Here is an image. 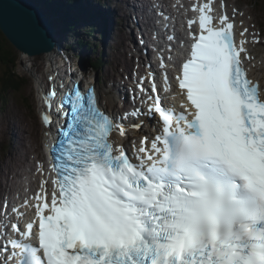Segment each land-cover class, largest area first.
Returning <instances> with one entry per match:
<instances>
[{
	"label": "snow or ice",
	"instance_id": "6c2138e0",
	"mask_svg": "<svg viewBox=\"0 0 264 264\" xmlns=\"http://www.w3.org/2000/svg\"><path fill=\"white\" fill-rule=\"evenodd\" d=\"M226 7L190 6L191 43L175 77L183 111L165 105L155 73L140 77L159 129L133 144L134 158L119 141L141 127L123 123L140 108L116 118L91 87L63 93L50 200L42 179L21 205L31 218L12 207L11 236L0 223V264H264V84L248 75V29ZM162 78L172 91L166 71ZM55 96H44L48 127Z\"/></svg>",
	"mask_w": 264,
	"mask_h": 264
},
{
	"label": "rangeland",
	"instance_id": "374dc122",
	"mask_svg": "<svg viewBox=\"0 0 264 264\" xmlns=\"http://www.w3.org/2000/svg\"><path fill=\"white\" fill-rule=\"evenodd\" d=\"M71 1L76 2L75 0ZM228 1L231 4L232 8L236 6L241 9V13L239 16L240 18H242L241 21H243V25L241 27L245 26L250 28L249 32L253 35L251 41H254V43L250 47L253 50L251 56L255 57L254 54L258 55V62L251 63V66L261 64V67L264 68V0ZM95 7L96 4L92 6V9H94ZM96 10H99V12H102V14L106 12L104 11V8ZM43 12L44 15H47V11L43 10ZM99 18L100 16L95 17V19L93 20L91 25L93 26L92 29H96L95 25L99 29L102 26L101 22L98 21ZM99 20L104 21L105 23L108 22L104 19L103 16L102 19ZM96 21L99 26L95 24ZM117 21V23H121L122 20ZM111 24L114 23L110 22V25ZM129 24L131 25L132 23L130 22ZM52 25H55L57 27L56 24ZM108 25L109 22L105 26ZM52 29L56 28L52 26ZM77 29L83 30L85 29V26L82 27L81 25H79ZM86 29H90V27H86ZM58 30L61 32L60 34L57 33L55 35L56 38H54L51 34L53 39V46L52 53H50L49 59L50 57H55V59H57V64H61L63 63V61H65V57H71L73 59L74 65L77 66L78 70H83L86 77L90 76L92 79H96V83L99 88L100 99L104 106H106L109 110L117 111V108L113 107L114 105H111L107 98V96L111 95L112 93L110 85L113 80L111 81V79L106 76L110 73H115V75L112 74V76H118L116 79H120L121 82L123 80L125 81L127 77V74L125 73L127 72L126 69H128L129 71L132 63H136V59L135 61L130 59L131 55L129 51L132 47L130 41L128 39H124V44H118L117 41L121 36L119 32H113L111 36L108 35V39L105 38L104 40V36L106 35V33L111 32L106 30L105 32H102L101 30H99L100 33H97V31L94 32L91 30L92 33L90 35V39H82H85L88 42H91L89 40L96 41H94L93 43L91 42V45H88L87 42V44H84L86 46L82 48V46L79 45V41L77 39L79 35L76 36V33L72 35L65 33L64 31L66 30L64 26L60 27ZM81 33L85 32L83 31ZM125 35L126 34L122 35V39ZM71 37H76V40L78 41L76 45L78 47H69L75 41L74 39L69 41ZM133 37L134 36H131V41L134 40ZM254 37H257L256 41H259V43L254 40ZM58 45L59 47H57ZM78 53H84V56L81 57V55H79ZM16 55L19 59L17 61L16 72L17 74H19V77L21 76L19 79L20 89L17 91H3V83L1 82V78L7 68L5 64H3L6 62L3 61L2 63L0 61V203L5 199V191L2 190L1 185H3L4 181L7 179L8 170L6 169V167L8 163L12 164L13 162L12 169L15 168L19 171L21 169L27 170L29 167V165L26 164L25 160V146L23 145V143H21L22 140L18 136V128L20 126L23 125L21 129L23 133H25L23 139L25 140V142L28 140L31 147L35 149L33 151L34 154H30L28 157L34 156L36 152H42L41 146L43 141V130L38 117L39 102L36 93L35 81L36 78H38L40 82L45 81L47 72L46 64H52L50 61L45 62L44 59V61L23 59L19 56L18 52H16ZM87 61H89L88 64ZM95 61H98L99 64H96V66L94 67ZM30 67L31 69L29 70ZM65 67H69V65H65ZM141 67H143V64H141ZM123 69H125L126 71H123ZM118 73H120V75ZM6 133L8 134V136L6 135ZM11 137H16L17 141L13 142Z\"/></svg>",
	"mask_w": 264,
	"mask_h": 264
},
{
	"label": "bare ground",
	"instance_id": "6f19581e",
	"mask_svg": "<svg viewBox=\"0 0 264 264\" xmlns=\"http://www.w3.org/2000/svg\"><path fill=\"white\" fill-rule=\"evenodd\" d=\"M43 1L44 0H33V2L35 3V5L39 6V8H43L42 6L43 5H46V3H43ZM158 1L160 3H163V5L168 10L171 11V0H158ZM69 3H71V5ZM82 3L84 5V7H86V9L88 11L87 12V15L90 12V14L92 15V19L93 20L95 19V17H98V16H100L99 19H102V16H103L104 19L109 22V25L108 26H105L108 22L105 23L104 21H101V20L98 19V21L101 22L102 26L100 27V29L96 25H95V28L96 29H92L93 26H90V32H92V31L96 32L97 31V33H100L99 30H101L102 32H105V30L111 32V33H106V35L104 36V40H105V38L108 39V37H109L108 35L111 36V34L113 32H119L121 36L119 37V39L117 41L118 44H124V39H131V36L134 35L133 32H132V30H131V33H129L130 27H128L129 20H132L133 21V18L132 17L134 16V14H137V13L144 14L145 17L148 15V12L146 13L145 10L142 8V7H146L147 5L146 4L145 5L144 4H141V0H82ZM79 4H80L79 2L72 3V2H69L68 1V7H71L70 10H73V11L75 9V8L74 9L72 8L73 5L77 8L79 6ZM94 4H96V7L94 9H92V6ZM99 7L101 9L104 8L105 9L104 11H106V12L103 11L104 13L102 14V12H99V10H96V9H100ZM230 8L232 9L230 11V14L231 15H233V9H236L237 12L239 13L236 16H237V19H238V24H240L241 19H242V18L239 17L240 16V13H241V9L238 8V7H236V6L234 8H232L230 6ZM46 14L47 15H45V17L50 21V24H51V25L49 24V29L51 30V34L53 35L54 38H56L55 35L57 33L60 34V32H59L58 28L55 25H52V24H57L56 21L60 19V16L57 13H55V15L53 17L51 15H48V12H46ZM76 14H77V12H76ZM82 14H83V12L79 11V13L77 15L78 16H83ZM73 17H74V15H73ZM148 17H149V20H152L151 19L152 17H150L149 15H148ZM75 18H76V16H75ZM117 20H122V21H121V23H117L118 22ZM110 22H112L114 24H111L110 25ZM79 25H81L83 27L82 23L80 22L78 24L77 23V20L75 19L74 25H73L74 27H71V28L67 27L66 29L69 30V31H66V33L69 34V35H72V34L76 33V36H78V35H81L82 34L81 32L84 31L85 32L84 33L85 36H83L82 38L88 39L86 37L87 30L86 29L78 30L77 28H78ZM52 26H54L56 29H52ZM136 26H137V23L134 22L133 27H136ZM244 28H245V26H244ZM123 34H126V35L122 39V35ZM82 38L77 37L78 41H83L84 40V41L88 42L87 40L82 39ZM249 38L250 37L247 35V39H249ZM72 39H74L75 41H77L76 40V37L75 38H72L71 37L70 40L69 39L68 40L71 41ZM89 41H91L93 43L96 40H89ZM91 42H88V45H91ZM74 43L75 42H73V44H71V46H69V47H78L76 45V43L75 44ZM130 43L133 46H135V44H136V47L135 48L137 49V53H138L139 56H141L139 53L144 54V52H143L144 48L139 47L138 46V43L136 42L135 39L133 41H130ZM85 44H87V43H85ZM67 45H68V43H67ZM81 46L83 48L84 47V43ZM247 48L249 50V53L252 52V51H250V45L249 44H247ZM19 56L21 58H23V59H28V60H31V59L32 60H43L44 59L45 62L46 61H50L52 63V65L57 66V59H55V57L54 58L53 57H50V59L48 58L50 56V54H44V53H42V55H38V56L31 57V56H28V55H26L24 53H19ZM257 58H258V55L255 56V61L256 62L258 61ZM70 60H72L71 57L69 58V60H67V64L66 65H69L71 63ZM46 65H47V67H46L47 68V72H46V76H45V81H48L50 84H53V82L51 80H49L48 77L49 76L53 77L52 74L62 73V71L59 70V69L51 68L50 67V64H46ZM63 66H64L63 69H65V70H68L70 68H73V67H70V66L69 67H65V65H63ZM131 68H132V66L130 67V69ZM250 68H251V74L254 75V77L261 76V82H262V84H264V75H263L264 74V68L261 67V64L254 65L253 67H250ZM30 69H31V67L29 68V70ZM138 69H140V68H138ZM124 70L125 69H123V71ZM126 70L128 71V69H126ZM112 74L115 75V73H110L109 75L106 76L109 79H111V81L113 80V82L111 83V86H110L112 93H111V95H108L107 96V98L109 100V103L111 105H113L115 103V97L116 96H121L119 94L121 92L123 93L122 88L116 87V85H114L117 82H121V80L120 79H116L118 76L117 77H114V76H112ZM118 74L120 75V73H118ZM121 74H122V72H121ZM35 82H36L35 85H36V93H37V91L39 89V86H40L38 82H40V80L38 78H36V81ZM128 84H132L133 85V82L132 81L131 82H128ZM37 98H38V102H40V100L43 97L41 95L37 94ZM51 103L54 104V102H51ZM38 107H40V106H38ZM22 118H24V117H22ZM39 120H40V118H39ZM52 121L55 122L56 124H58V120L57 119H53ZM22 127H23V125L18 128V136L22 140V142L21 141L20 142L23 143V145L25 146V150H26L25 160H26V164L29 165V170L26 168L27 170H23L22 173L23 174H26V173H34L38 169V165H39V162H40L38 160H41V153L42 152H36L34 156L28 157L30 154H34L33 151L35 149L31 147V145L28 142V140L25 142V140L23 139L25 133H23V131L21 129ZM28 133H30V132H28ZM6 135L8 136L7 133H6ZM11 139L13 140V142H16L17 141V138L16 137L15 138L14 137H11ZM41 150H42V148H41ZM22 165H23V163H22ZM12 166H13V162H12V164L11 163H8V165L6 167V169L8 170V172H7V184H6L5 187H4V185H1V188H2L3 191H7L8 188H11L12 189L15 185H17V182L15 181V176H19V174L21 172H19V170L15 169V168L12 169ZM9 175H11L12 177L9 176ZM8 176H9V178H8ZM0 196H1V194H0Z\"/></svg>",
	"mask_w": 264,
	"mask_h": 264
},
{
	"label": "water",
	"instance_id": "95a60500",
	"mask_svg": "<svg viewBox=\"0 0 264 264\" xmlns=\"http://www.w3.org/2000/svg\"><path fill=\"white\" fill-rule=\"evenodd\" d=\"M0 32L6 46L13 50L16 62L19 60L16 52L31 57L52 53L49 21L33 0H0Z\"/></svg>",
	"mask_w": 264,
	"mask_h": 264
},
{
	"label": "trees",
	"instance_id": "16d2710c",
	"mask_svg": "<svg viewBox=\"0 0 264 264\" xmlns=\"http://www.w3.org/2000/svg\"><path fill=\"white\" fill-rule=\"evenodd\" d=\"M71 1V0H70ZM43 3H46V5H44V7L54 11L55 13L59 14V12H61L62 14H60V19L57 20L56 22H62L63 24H65L67 27L71 28L74 27V21L75 19H83V17L78 16L77 14L79 13V11L83 12V14L86 12L85 10H78L74 5H73V10H70L71 7H68L66 0H44ZM71 5V3H69ZM80 7V5H79ZM76 10V11H75ZM67 13H65V12ZM77 12V14H76ZM64 14V15H63ZM76 14V15H75ZM52 17L55 14H50ZM74 15V17H73ZM76 16V18H75ZM78 21V20H77ZM83 43H87L86 41H80L79 44L83 45ZM7 42L6 39L4 38V36L1 34L0 32V61L5 64L7 70L4 72L2 78H1V82L3 83V91H17L20 89V84H19V74H17L16 72V67H17V62H16V56L13 52V50L11 49V47L6 46ZM96 64L98 65L99 62L95 61L94 63V67L96 66Z\"/></svg>",
	"mask_w": 264,
	"mask_h": 264
}]
</instances>
